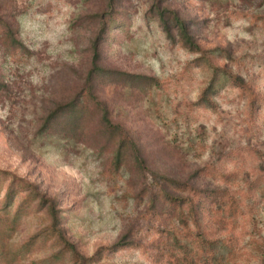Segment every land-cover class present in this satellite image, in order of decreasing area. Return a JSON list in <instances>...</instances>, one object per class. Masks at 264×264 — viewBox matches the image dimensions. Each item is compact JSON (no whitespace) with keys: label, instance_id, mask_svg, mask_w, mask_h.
I'll return each instance as SVG.
<instances>
[{"label":"rangeland","instance_id":"obj_1","mask_svg":"<svg viewBox=\"0 0 264 264\" xmlns=\"http://www.w3.org/2000/svg\"><path fill=\"white\" fill-rule=\"evenodd\" d=\"M90 84L129 136L118 165L121 133L79 95ZM59 230L86 264H180L177 238L198 264H263L264 0H0V264H79Z\"/></svg>","mask_w":264,"mask_h":264},{"label":"trees","instance_id":"obj_2","mask_svg":"<svg viewBox=\"0 0 264 264\" xmlns=\"http://www.w3.org/2000/svg\"><path fill=\"white\" fill-rule=\"evenodd\" d=\"M159 15H160V19L162 22V25L164 27V29L167 31V33L170 36H173V27H177L178 29V33L179 36L181 38V41L184 43V45L186 47H188L191 51H196V52H203L204 54H206L205 50L202 49L199 44L195 41L192 33L189 30V26L186 22V20H184L176 11L174 10H170L168 8H160L159 9ZM4 22V21H3ZM173 23V24H172ZM5 25L10 28L8 26V24ZM16 41H18V39H15ZM14 41V42H16ZM20 42V41H18ZM98 41L95 42V48H96V56H95V64L93 69L91 70V74H90V81H91V77L93 78V73H98L99 71H104L105 69L103 67H100L97 64V60H98ZM217 74V72H215V75ZM231 78H233L234 80L238 81L239 77L233 75L231 72H229ZM145 78H147V82L151 83L153 82V78L151 76H144ZM89 81V82H90ZM242 83V81H241ZM93 85H87L86 87H84V89L82 90L81 93H79V95L82 96H86L87 100L92 103L95 107L99 108L100 110H102V115H103V121L105 123V125L111 129V130H117L119 133H121V143L116 155V163L117 165L120 164L123 160V148L127 145V142L129 140V136L126 132V129L121 126L118 123H114L111 118L109 117V108L108 106L102 101L100 100L94 93L93 90ZM77 100H79L78 97H76V99H74L73 101H69L66 103H59L58 107H56L55 109H53L49 115L46 117V120L44 122V128L45 130H51L52 128H54L56 125H58V122L61 118V116L63 114H66L68 112H74L76 110H78L81 105L78 104ZM169 183L172 186H176L182 190H185L187 187L189 186L192 189V185H189L188 183H182L177 181L176 179L167 177L166 178V183ZM163 195L165 197V199L170 202L171 204H177L178 207L184 208L183 206H190V210L188 212L183 211L180 218L182 220V222H184L185 224H188V218L189 216H192L195 220L198 218L197 217V213L198 210H200V205L198 203L197 200H195L194 198H189V197H183L181 195H175L173 193H171L170 191H168L165 187L163 188ZM11 195V194H9ZM198 203V204H197ZM58 235L60 237V239L63 242V245L65 247H67L69 250H71L73 252L74 255V259L76 261L79 262V264H86L87 261H91L94 260V257H84L81 253H79L76 248L75 245L73 243H71L65 236L62 230H59ZM37 235L34 236V238ZM200 235L199 233L197 234V237L199 238ZM202 242H208V239L203 238L201 239ZM34 242V240H32ZM120 245V242L116 243L115 245L111 246V248L116 249L117 246ZM180 248L181 251L178 253L177 252V248ZM190 247L188 246V242L183 241L180 238H177V240L175 241V243L173 245L167 246L166 248V254L169 255L170 258H176L177 262L180 264H198L197 261L191 257V251H189ZM102 249L98 250L95 255L99 254L101 252ZM212 251V248H211ZM2 252H5V249H2ZM216 259H218V257L216 256V252L213 255V264H215ZM212 261V259H211ZM175 264V263H174ZM200 264V263H199ZM206 264V262L204 263ZM264 264V261H263Z\"/></svg>","mask_w":264,"mask_h":264}]
</instances>
